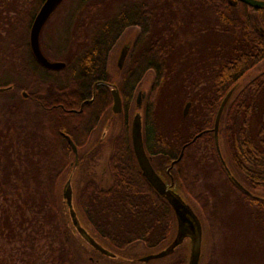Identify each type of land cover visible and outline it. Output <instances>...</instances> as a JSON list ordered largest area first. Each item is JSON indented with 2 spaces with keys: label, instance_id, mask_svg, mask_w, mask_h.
<instances>
[{
  "label": "trees",
  "instance_id": "1",
  "mask_svg": "<svg viewBox=\"0 0 264 264\" xmlns=\"http://www.w3.org/2000/svg\"><path fill=\"white\" fill-rule=\"evenodd\" d=\"M44 1L0 0V15L13 13L6 24L15 36L22 34L17 41L10 36V41L0 42V50L10 46L14 58L11 68H5L6 62L0 63V88L12 87L0 92L10 102L0 105V236L6 232V237L17 242L26 239L33 247L38 236L46 232L43 237L49 238L51 264H91L72 237L69 209L59 194L61 179L75 170L66 136L78 151L83 150L92 133L112 117L111 87L106 86L112 82L107 67L109 54L124 31L141 22V35L129 64L115 84L122 103V111L116 116L122 125L107 161L110 185L99 188L90 175L85 177L74 201L80 223L95 241L115 253L114 259H123L136 245L153 253L172 239L171 207L143 177L131 142L136 92L151 75L141 119L143 145L153 169L165 181L172 179L174 188L193 200L206 226L210 222L209 229H214L217 206H222L228 196L220 199L216 188L206 187L213 199L210 201L197 187V177L190 174L193 166L197 169L211 160L223 178L222 184L228 187V195H236L234 203L247 217L230 225L233 230L243 227L255 243L244 246L249 254L243 258L234 249L235 262L240 263L238 256L247 263L264 264V70L240 85L252 71L264 66V10L242 3L233 5L229 0H75L65 27L72 39L57 50V59L45 54L40 41L49 61L65 64L53 71L42 67L29 47L30 27ZM108 2L116 5L115 13L104 10L100 14ZM179 13L185 14L183 19L177 17ZM200 18L208 20L205 25ZM175 25L183 29V36L207 28L205 42H211L212 33L224 42L232 34L236 45L231 54L215 62L216 68L205 64L204 70H208L201 73L202 85L192 81L188 72L177 81L184 89L190 87L186 98L192 108L188 117L180 119V132L174 131L166 139L157 128L155 96L169 93V86L174 84L173 65L181 55L186 57L182 48L187 47V40L174 37ZM216 27L225 34L218 35L212 30ZM97 83L103 85L96 86L93 102L84 104L79 113L81 104L92 99ZM235 86L219 122V157L214 122L221 102ZM195 88L198 91L194 93ZM197 103L202 112L195 111ZM201 142L209 146L204 147L209 152L206 159L198 153ZM182 150L183 156L177 161ZM94 153L79 155V166H88ZM27 210L31 219L26 221ZM24 222L33 230H26ZM204 259L202 253L200 261ZM135 260L132 257L127 262L135 264ZM173 264H184V260Z\"/></svg>",
  "mask_w": 264,
  "mask_h": 264
},
{
  "label": "rangeland",
  "instance_id": "2",
  "mask_svg": "<svg viewBox=\"0 0 264 264\" xmlns=\"http://www.w3.org/2000/svg\"><path fill=\"white\" fill-rule=\"evenodd\" d=\"M97 1V0H96ZM6 2H11V0H6ZM75 0H67L62 6L55 11V13L51 16V18L46 23L40 37V41L43 47L45 54L50 57L57 59V50L61 49L62 44L66 43L67 40L72 39L71 36L67 35L65 32L67 16L71 11L72 4ZM116 5H111L109 2L107 3L105 8H102V12L106 10L108 14L115 13ZM1 11V10H0ZM100 11V9H99ZM98 13V11H96ZM94 12L95 14H97ZM93 13V14H94ZM13 13H2L0 15V42L6 43L10 41L9 37H13V41H17L16 39H21L22 34L19 36H15L12 32V27L6 24V20L9 17H12ZM184 13L177 14L178 18L184 17ZM6 16V17H5ZM3 19V20H2ZM201 21V25L208 21L207 19H199ZM200 25V27H202ZM214 27V26H213ZM204 28V27H202ZM206 28V26H205ZM219 33L218 35H224L225 33L220 31L217 27L212 28ZM174 37H179L181 39H186V45H183V48L186 52V57L183 59V55H181L180 59H176V63L173 65V72H175L174 79L172 81V85H170V90L168 94L165 96H160L159 93L155 96V104H156V116H157V128L158 131L167 139L174 131H179L181 128V118H186L191 112L192 104L187 100V95H190V87L184 89L181 87L177 81L180 78L187 77L190 74V78L192 81H198L200 85H202L201 81V73L204 71V66L207 62L211 64V67L216 68L215 62L221 59L223 56L227 54H231L232 48L236 45L235 37L232 34H229L227 37L229 41L224 42L225 40H220L215 33H212L210 37L211 42H205V36L209 33L207 28L200 30L195 35L189 34L188 36H183V29H178V27L174 26ZM136 31H127L120 39L119 44L116 45L113 50L110 61L108 72L111 76L112 82L111 85L117 84L120 79V76L124 70V68L118 69L117 60L119 57L120 50L132 43L134 36L136 35ZM85 38V37H84ZM177 46V45H176ZM12 50L10 46L6 47L5 50H0V63L6 62L5 68H11V61H14L13 55L11 54ZM53 56V57H52ZM188 58L186 64L184 61ZM183 59V61H182ZM179 60V63L177 64ZM182 61V62H181ZM124 66V62L122 63ZM122 66V67H123ZM3 67V65H1ZM183 67V68H182ZM1 69V68H0ZM262 70H264V66H261L259 69L252 71L242 82L240 85L250 81L254 77H256ZM183 71L186 72L183 75ZM1 77V76H0ZM3 80L0 78V81ZM4 82V81H3ZM152 82V76L148 75L140 85V88L136 92L135 96V111L132 114V118L136 113L142 114V105L148 93L149 87ZM2 83V81L0 82ZM198 88L194 89V93L197 92ZM200 95H202V91H199ZM140 95V109L136 106V99ZM9 98L0 96V105L7 106L9 104ZM187 103H190V107L188 109V113L186 117H183V111ZM200 103V102H199ZM196 106V112L199 110L202 112L201 106ZM193 118H200L201 115L193 116ZM111 118V119H110ZM108 120L103 121L102 125L98 127L90 138L89 146L84 148L83 150L78 151V162L75 166V170L71 173H68L64 176L60 181V195L62 196L63 188L68 178H70V186H71V198L74 201L77 197L79 190L82 187L83 181L85 177L90 175L94 181L97 183L99 188H107L110 185V174L108 171L107 161L111 154L112 150V142L113 139L119 135L122 125V120L120 117H117L112 113V117ZM143 133V132H142ZM102 134V135H101ZM143 138V135H142ZM219 150L221 151L222 145L218 143ZM199 148L198 153L200 154V158H208L209 152L205 150L204 147H209L207 144L199 143L197 145ZM87 151L95 152L92 156V160L90 164L87 166H79V155L86 153ZM222 153V152H221ZM71 160L74 162V155H72ZM202 167H198L197 169L191 168L190 174L192 176L197 177V187L200 188L206 196H208L209 200L212 201V196L210 194V189L206 187L216 188L218 192V196L220 195V199H224L225 196H228L225 203L222 206H217L216 213V222L212 223L214 229H209V226L205 224L202 214L199 211L196 204L192 199L186 197L182 192L178 191V194L185 200V202L193 209L197 218L201 222L202 225V245H201V254L206 257V259L199 261L198 264H255V261L251 263L247 259L244 261L242 258L244 255L249 254V250L245 249V245L250 244L254 246V241L249 239V235L239 227L233 230V224L230 225V222L234 224H238L242 219L246 220V214L235 205L234 199L235 194L228 195L227 189L228 187L222 184L223 178L219 176L218 170L216 166H214L211 160L206 161ZM168 185L170 182L165 181ZM175 190V189H174ZM15 207L13 206V209ZM25 220L31 219V212H25ZM246 217V218H245ZM80 219V218H79ZM211 220V218H210ZM245 222V221H244ZM24 222V227L26 230H33L31 225L26 224ZM176 222L174 227V235L172 239H175L176 235ZM208 228V230H207ZM213 230V231H212ZM6 232L0 236V264H51V256L50 252L47 250V246L50 243L49 238L43 237L46 235V232L40 237L38 236L37 243L33 245L30 243H26V239L17 242L14 239H10L6 237ZM72 237L74 238L78 249L82 252L83 257L86 261H89L91 264H128V258H134L135 264H173L179 260H184V264L189 263L190 256V243L188 240H184L172 253H169L161 258L150 260L148 262H141L140 259L146 257L150 253L146 252L143 247L140 245H136L130 248L125 254V257L122 259L119 257L118 259L108 260L105 259L101 254L94 251L78 234L76 231L72 230ZM238 254V252L242 253L241 257L237 256V260H240V263H236L233 257V252ZM231 251V252H230Z\"/></svg>",
  "mask_w": 264,
  "mask_h": 264
},
{
  "label": "water",
  "instance_id": "3",
  "mask_svg": "<svg viewBox=\"0 0 264 264\" xmlns=\"http://www.w3.org/2000/svg\"><path fill=\"white\" fill-rule=\"evenodd\" d=\"M65 0H45L44 3L41 5L39 11L37 12L29 31V47L31 53L35 60L44 68L48 70L58 71L65 67V64L62 62H51L49 61L42 53L40 47V35L42 29L51 18V16L55 13V11L59 8V6ZM230 3L237 4L242 3L247 5L248 7L254 10H264V0H229ZM97 84L93 86V96L94 91ZM111 96H112V113L114 115H118L122 111V103L121 98L119 96V92L115 85H111ZM236 86L233 87L225 96L221 105L217 111V115L214 122V141L217 153L220 157V150L218 146V129H219V122L223 110L230 99L233 91L235 90ZM12 87L8 88H0V92H6L7 90H11ZM26 96L25 93H23ZM140 95H138L136 99V106L140 109ZM93 99L87 101V104L91 103ZM84 105V104H83ZM82 105V106H83ZM190 107V103H187L184 111L183 117H186L188 113V109ZM82 109H80V112ZM139 113H136L133 116L132 123H131V142H132V149L134 152V156L136 162L142 172L143 177L146 181L151 185V187L160 195L162 196L167 203L170 205L171 210L174 215V227L175 222L177 225L176 228V235L175 239H171V241L163 247L162 249L150 253L146 257L140 259L141 262H148L150 260H155L161 258L169 253H172L175 248H177L185 239L190 243V256H189V263L188 264H198L201 258V245H202V225L199 219L197 218L196 214L194 213L193 209L185 202V200L178 194V191L174 188L173 180L171 179L170 184L168 185L165 180L158 175L152 167L151 158H149L144 149L143 145V138H142V119ZM199 137V135H197ZM195 137L194 140L197 138ZM67 141L71 147L72 154L74 155V162L73 164L76 166L78 162V150L77 147L73 144L69 137H67ZM183 156V150L179 155L177 161H179ZM221 159V158H220ZM174 161L171 164V168L177 162ZM221 163L225 166L224 161L221 159ZM169 173V170L167 171ZM70 178H68L67 182L64 185L63 192H62V200L65 202L69 209V214L71 218V225L74 231L96 252L103 256L111 257L114 259L115 253L112 252L109 248L99 244L95 241L83 228L82 224L79 221L77 216L74 201L71 198V186H70ZM238 188L243 190L242 186H240L236 181ZM175 189V190H174ZM245 191V190H243ZM174 235V232H173ZM173 238V236H172Z\"/></svg>",
  "mask_w": 264,
  "mask_h": 264
},
{
  "label": "flooded vegetation",
  "instance_id": "4",
  "mask_svg": "<svg viewBox=\"0 0 264 264\" xmlns=\"http://www.w3.org/2000/svg\"><path fill=\"white\" fill-rule=\"evenodd\" d=\"M233 4V3H232ZM235 5V4H234ZM140 23L141 22H139V23H134L132 26H129L125 31H124V33L122 34V36L127 32V31H132V30H135L137 33H136V35L134 36V38H133V41H132V43H129L128 45H126L125 47H123L121 50H120V53H119V57H118V60H117V67H118V69H123V68H125L128 64H129V58H130V56H131V54H132V51L134 50V47L136 46V44H137V41H138V39H139V37H140V35H141V25H140ZM121 36V37H122ZM121 39V38H120ZM120 39L118 40V42H117V44H119V42H120ZM116 44V45H117ZM116 45L114 46V48H113V50L115 49V47H116ZM113 50L110 52V54H109V59H108V63H107V67H109V61H110V56H111V54H112V52H113ZM124 62V66L122 65V63ZM123 66V67H122ZM121 69V70H122ZM99 84H101V85H103L102 83H97V85H99ZM109 85H111V84H106V86L107 87H109ZM23 95V94H22ZM23 97L24 98H27V95L26 96H24L23 95ZM92 99H94V96L92 97ZM88 101H90V100H88ZM92 102H93V100H92ZM91 102V103H92ZM83 104H87V101H85V103H82L81 104V106H80V109H82L83 108ZM80 109H79V113H81L80 112ZM102 125V124H101ZM102 135V134H101ZM66 138H67V136H66ZM89 146V144H87V145H85V147H88Z\"/></svg>",
  "mask_w": 264,
  "mask_h": 264
},
{
  "label": "bare ground",
  "instance_id": "5",
  "mask_svg": "<svg viewBox=\"0 0 264 264\" xmlns=\"http://www.w3.org/2000/svg\"><path fill=\"white\" fill-rule=\"evenodd\" d=\"M44 27H45V26H44ZM43 29H44V28H43ZM43 29H42V30H43ZM218 156H219V155H218Z\"/></svg>",
  "mask_w": 264,
  "mask_h": 264
}]
</instances>
